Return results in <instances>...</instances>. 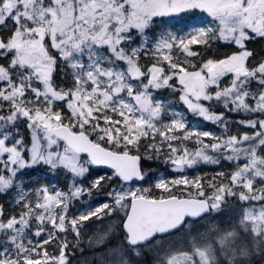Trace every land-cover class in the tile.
I'll return each mask as SVG.
<instances>
[{"label": "snow or ice", "instance_id": "snow-or-ice-1", "mask_svg": "<svg viewBox=\"0 0 264 264\" xmlns=\"http://www.w3.org/2000/svg\"><path fill=\"white\" fill-rule=\"evenodd\" d=\"M0 264H264V0H0Z\"/></svg>", "mask_w": 264, "mask_h": 264}]
</instances>
